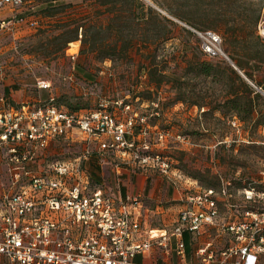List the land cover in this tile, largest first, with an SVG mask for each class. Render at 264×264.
Instances as JSON below:
<instances>
[{
	"label": "rangeland",
	"instance_id": "obj_1",
	"mask_svg": "<svg viewBox=\"0 0 264 264\" xmlns=\"http://www.w3.org/2000/svg\"><path fill=\"white\" fill-rule=\"evenodd\" d=\"M144 1L167 19L153 16L141 23L125 14L103 28L109 16L97 12V0H23L13 12H28L26 20L0 26V109L37 103L49 95L68 108L94 107L107 97L120 112L115 101L129 102L147 115L152 139L157 130L166 132L164 143L155 147L168 158L170 169L165 174L152 168L147 172L163 176L164 184L170 175L184 184L188 179L200 187H225L228 194L217 197L220 213H239L250 205L244 189L264 191V122L256 126L251 116L242 121L228 105L219 106L236 89L237 79L224 54L209 55L202 44L208 31L219 34L218 46L235 66L252 73L250 85L264 96V0ZM82 20L95 30L101 24L95 33L101 47L112 42L119 47L128 39L131 46L108 56L100 48L81 51L80 33L62 46ZM202 60L219 63L214 76L200 72ZM40 79L48 80L49 88H38ZM84 144L80 134L54 139L45 167L55 158L76 157ZM92 156L85 163L96 173L98 158L88 163ZM6 169L0 163V191L10 187ZM90 186L109 193L96 178ZM263 202H257L258 208ZM262 260L264 264V255Z\"/></svg>",
	"mask_w": 264,
	"mask_h": 264
},
{
	"label": "built area",
	"instance_id": "obj_2",
	"mask_svg": "<svg viewBox=\"0 0 264 264\" xmlns=\"http://www.w3.org/2000/svg\"><path fill=\"white\" fill-rule=\"evenodd\" d=\"M22 2L0 0V10L8 7L13 12ZM21 21L16 12L0 16V26ZM220 40L219 34L208 31L203 51L223 54ZM49 86L46 79L37 81L38 88ZM52 99L49 95L38 103L0 109V163L7 166L10 184L0 191V264H152L135 258L152 245L183 258L184 232L211 226L231 233L233 242L220 249L212 241L202 243L195 251L201 264H257L264 255V202L261 208L256 205L264 201V191L255 192L253 187L243 191L250 205L225 216L217 204L219 195L228 194L225 187L189 189L169 228L159 233L144 229V238L135 241L141 222L131 208L138 206L139 195L116 203L110 194L92 189L85 159L92 153L102 157L119 150L128 155L127 162L165 174L169 160L155 146L161 147L166 132L157 130L152 139L147 115L122 99L115 101L120 112L102 97L95 109L83 113L59 108ZM74 134L85 141L82 151L74 158L47 161L45 167L54 139ZM90 141L97 146L90 147ZM34 163L36 170L29 167Z\"/></svg>",
	"mask_w": 264,
	"mask_h": 264
},
{
	"label": "crops",
	"instance_id": "obj_3",
	"mask_svg": "<svg viewBox=\"0 0 264 264\" xmlns=\"http://www.w3.org/2000/svg\"><path fill=\"white\" fill-rule=\"evenodd\" d=\"M12 13L8 7L0 10V16ZM89 144L92 148L97 146L95 141H90ZM91 155L98 158L99 168L95 173L85 163L89 179L93 180L96 178L100 184L107 186L109 188L108 194H110L116 203L128 196L139 195L138 206L131 208L132 216L139 218L141 222V231L134 239L135 241H140L144 238V229H151L154 233L167 229L163 225L174 222L179 210L183 206L182 199L185 192L199 187L195 180L184 179L185 182L189 183L184 184L183 182H179L180 180L173 179L175 177L171 178L170 175H166L169 177L170 182L165 179L169 183L164 184L163 176L156 174L157 172H147V168L150 167H141L135 163L127 162L128 155H123L119 150L107 152L102 157H98L95 153ZM93 156L90 157L88 163L96 160ZM183 239L185 242V255L183 258L178 256L174 250L170 253H165L159 246L152 245L149 252L137 255L140 258L137 262L152 264H201L195 251L202 243L212 241L215 248L220 249L233 242L231 233L218 226H211L194 233L186 231L184 232ZM171 244L172 246L174 245V240L171 241ZM262 258L263 255H259L257 264H263Z\"/></svg>",
	"mask_w": 264,
	"mask_h": 264
},
{
	"label": "trees",
	"instance_id": "obj_4",
	"mask_svg": "<svg viewBox=\"0 0 264 264\" xmlns=\"http://www.w3.org/2000/svg\"><path fill=\"white\" fill-rule=\"evenodd\" d=\"M153 1L156 2V0ZM127 2H129L130 4L126 5ZM97 3L99 5V7L96 9L97 12L99 14L107 13L109 16L108 22L103 26V28L112 26L115 23L120 22L121 18L124 17L125 14L129 17V19L130 18L132 19L134 17L141 23H148L150 21V17L153 16H159L160 18L167 19L165 15H159L158 12L154 11L149 4H146L144 0H97ZM17 14L21 16L23 20H26V18L29 16L28 12L26 14L24 12L22 13L17 12ZM86 23L89 22H87L86 20H82L80 21L79 24H77L75 28L70 29V31L73 34L70 35L65 40L62 46H65L68 42L76 39L79 33H80L79 35H81V51H94L100 48L99 50L103 52V56H108V54H111V52L113 51L127 50L131 46V39H128L126 43H124V45L119 47L117 46L116 42H112L106 48L101 47L102 41H98L95 34L97 31L101 30L100 28L101 24H99L98 28L95 30L93 25ZM78 27H81L79 31H77ZM92 27L94 28V30H92L93 29ZM161 36L167 37L168 35L162 32ZM225 38L227 39L228 42H230L229 37H225ZM148 42H149V38L145 39L143 41V44H145L146 46L148 45ZM229 56L233 59L230 53ZM218 64L219 63L217 61L213 62L210 60H202L200 62L201 65L200 72L206 75L214 76L217 73L218 69L216 68V66H218ZM236 64L237 67L244 73V75L252 80V73L250 71H246L245 69H243L241 64L238 63ZM235 70L236 69L233 67L232 71L235 73L236 76L235 78L237 79L236 89H232L231 94L229 96H226L223 99V101H219V106L228 105V107L233 109L234 112L237 114V117L242 121L246 120V116H251L254 121L253 124L257 126L258 124L264 122V96L259 90H257L255 87L250 85V83L237 70L236 71ZM149 71L152 73L151 70ZM259 85L261 84L259 83ZM261 87L264 89V86L261 85ZM52 102L54 105L58 106L59 108L65 109L67 111H73L76 113H83L86 111L93 110L97 107L96 105L94 107H88V108L86 107L83 108L78 106H73L72 108H68L64 105L56 104L54 102V97L52 99ZM213 107L214 105L210 106V108ZM220 110L221 113H225L224 110L222 109ZM138 128L139 126L138 124H136V129ZM37 165L38 163H34V164H30L29 167L33 170H36L38 169Z\"/></svg>",
	"mask_w": 264,
	"mask_h": 264
},
{
	"label": "water",
	"instance_id": "obj_5",
	"mask_svg": "<svg viewBox=\"0 0 264 264\" xmlns=\"http://www.w3.org/2000/svg\"><path fill=\"white\" fill-rule=\"evenodd\" d=\"M153 5V4H152ZM155 6V5H153ZM224 56L229 60V62L231 63V65L248 81L250 82V80H248V78L244 75V73L237 67L235 66V64H233L230 60V58L223 52ZM251 83V82H250Z\"/></svg>",
	"mask_w": 264,
	"mask_h": 264
},
{
	"label": "bare ground",
	"instance_id": "obj_6",
	"mask_svg": "<svg viewBox=\"0 0 264 264\" xmlns=\"http://www.w3.org/2000/svg\"><path fill=\"white\" fill-rule=\"evenodd\" d=\"M222 50V49H221Z\"/></svg>",
	"mask_w": 264,
	"mask_h": 264
}]
</instances>
